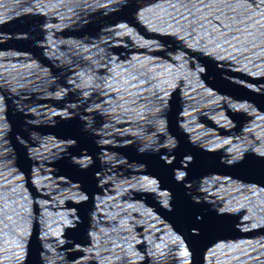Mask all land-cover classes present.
I'll return each mask as SVG.
<instances>
[{
    "label": "water",
    "instance_id": "obj_1",
    "mask_svg": "<svg viewBox=\"0 0 264 264\" xmlns=\"http://www.w3.org/2000/svg\"><path fill=\"white\" fill-rule=\"evenodd\" d=\"M0 264H264V0H0Z\"/></svg>",
    "mask_w": 264,
    "mask_h": 264
}]
</instances>
